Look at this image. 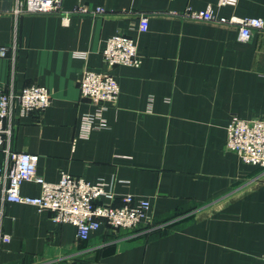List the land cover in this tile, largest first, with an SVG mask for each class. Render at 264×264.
<instances>
[{"label": "crops", "instance_id": "obj_1", "mask_svg": "<svg viewBox=\"0 0 264 264\" xmlns=\"http://www.w3.org/2000/svg\"><path fill=\"white\" fill-rule=\"evenodd\" d=\"M218 1L63 0L68 12L106 10L65 23L58 15L18 18L15 0H0V47L11 48L0 56V84L44 86L53 98L20 119L15 150L38 155L47 182L68 173L110 184L116 206L129 194L149 200L153 226L103 224L81 240L51 212L9 203L2 230L12 240L0 264H264V169L227 149L233 116L264 117V30L244 41L237 27L183 17L212 7L218 16L264 21V0ZM141 15L149 17L144 33ZM117 34L137 42L143 62L113 69L118 103L104 113L107 127L85 137L82 117L96 107L79 81L85 69L107 71L102 52ZM21 193L37 197L41 188L27 182Z\"/></svg>", "mask_w": 264, "mask_h": 264}, {"label": "built area", "instance_id": "obj_2", "mask_svg": "<svg viewBox=\"0 0 264 264\" xmlns=\"http://www.w3.org/2000/svg\"><path fill=\"white\" fill-rule=\"evenodd\" d=\"M238 2L219 0L218 6H236ZM62 3L63 0H15L12 12L18 18L23 15H58L65 23H69L73 15L98 16L106 13L104 8L92 9L83 5L68 12L63 10ZM183 17L194 22L237 27L240 39L244 41L250 40L255 32L264 30L261 19L222 17L216 15L212 7L186 12ZM148 29L149 17L141 15L140 32H147ZM12 48L15 49L14 46ZM10 49L0 47V56L7 57ZM102 53L107 71L85 69L79 81L82 98L96 107L95 112L82 117L81 134L85 137L93 130L107 127L104 113L118 103L121 90L113 69L116 66L139 67L143 62L137 42L125 34L109 38ZM76 57L85 59L86 54ZM52 103V95L44 86L31 85L20 90L12 87L7 91L0 84V251L12 240L2 230L9 203L32 205L40 212H51L55 222L75 226L81 240H88L103 224L114 231H133L142 225L152 226L149 200L137 199L129 194L122 198L120 206H116L113 204L115 193L110 184L92 183L68 173H63L58 183L47 182L37 171L39 156L15 150V130L20 119L35 112H44ZM227 136L228 150L238 154L245 164L264 169V117L244 120L233 116L227 126ZM27 182L38 184L41 194L37 197L22 195V185Z\"/></svg>", "mask_w": 264, "mask_h": 264}]
</instances>
